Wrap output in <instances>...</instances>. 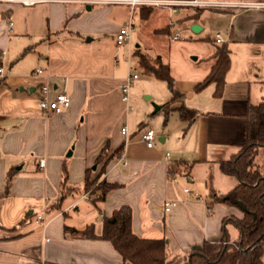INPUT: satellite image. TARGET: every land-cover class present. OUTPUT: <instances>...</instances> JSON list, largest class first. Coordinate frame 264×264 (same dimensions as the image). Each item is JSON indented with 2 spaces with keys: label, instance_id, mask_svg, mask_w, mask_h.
<instances>
[{
  "label": "crops",
  "instance_id": "crops-1",
  "mask_svg": "<svg viewBox=\"0 0 264 264\" xmlns=\"http://www.w3.org/2000/svg\"><path fill=\"white\" fill-rule=\"evenodd\" d=\"M99 5L112 4L0 2V264H123L111 242L65 231L94 225L100 233L102 220L123 206L132 209L133 232L165 239L175 264L205 242H220L226 234L232 243L240 239L232 219L243 218V209L215 203L210 210L206 199L238 185L221 163L244 146L247 108L264 97V10L181 11V26L192 30L198 24L200 32L193 33L214 44L210 64L202 76L175 80L189 114L160 113V121H154L160 134L149 148L141 132L151 128L145 118L153 107L137 103L136 112L122 100L123 47L116 38L123 25L113 19L114 7ZM125 8L135 15L137 9ZM220 45L230 49V68L218 97L215 84L202 91L197 86ZM43 85L50 87L51 99L66 93L70 105L59 114L42 111ZM155 101V110L168 102ZM104 150L113 157L104 164L103 179L119 186L96 205L83 192L84 180L87 170L92 176L102 168L97 159ZM178 161L192 165L170 178L169 165ZM256 164L264 175V148ZM10 170L14 176L4 195ZM168 201L176 206L166 212Z\"/></svg>",
  "mask_w": 264,
  "mask_h": 264
},
{
  "label": "trees",
  "instance_id": "trees-1",
  "mask_svg": "<svg viewBox=\"0 0 264 264\" xmlns=\"http://www.w3.org/2000/svg\"><path fill=\"white\" fill-rule=\"evenodd\" d=\"M146 19L151 13V8H141ZM135 57L143 71L150 76L167 82L171 99L160 109L166 117L172 111H179L182 117V108L172 107L175 100L182 101L183 95L175 88V80L171 76L170 66L161 58L151 59L143 52L137 50ZM214 61L207 77L197 86V91L204 90L211 84L216 85V96H221L225 77L230 68V49L227 45L216 46L212 56ZM264 148V97L256 105H250L246 112V130L244 146L233 155L229 161L221 163L222 171L227 175L235 176L238 185L227 195H218L212 192L206 199L208 209L215 203H224L233 206H246L243 209V218H233L240 231L238 242H230L227 234L220 242H205L199 249L190 252L183 264H262L264 253V175L257 169L256 156ZM121 151V149L119 150ZM110 155L104 150L97 159V164L103 162L102 168L96 178H92V170H87L84 180L83 192L89 193L97 205L103 202L106 195L119 185L109 183L105 179L98 180L105 172L104 164L110 160ZM185 161L172 162L168 168L170 178L179 173L180 167H191ZM14 171L10 170L4 195L9 194ZM65 186V185H64ZM73 190L72 187L65 191ZM68 193V192H67ZM66 233L74 237L101 239L112 243L114 248L123 258V264H175V260L168 257V246L165 239H148L138 237L132 229V209L123 206L115 210L110 217L102 220L100 233L96 232L94 225H89L83 230L65 228Z\"/></svg>",
  "mask_w": 264,
  "mask_h": 264
},
{
  "label": "rangeland",
  "instance_id": "rangeland-1",
  "mask_svg": "<svg viewBox=\"0 0 264 264\" xmlns=\"http://www.w3.org/2000/svg\"><path fill=\"white\" fill-rule=\"evenodd\" d=\"M96 7H114L113 19L119 25L124 26L130 21L133 23L130 40L123 47L119 56V71L125 79L133 74L139 76L131 85L129 102L131 106H134L136 112L139 110L138 105H141L142 108L145 105L153 107L152 111L148 113V117L145 118V122H148L151 128L156 129L154 121H158V119L160 121L162 116L160 110H155V105H158L155 99L166 102L171 98V94L167 82L156 79L143 71L137 62L135 52L139 50L151 59L161 58L164 63L170 66L171 76L174 80H185L192 75L202 76V73L206 72L210 64L207 61L209 62L210 52L214 44L211 41L200 39L192 30H186L185 27L181 26V22H178L182 14L181 11L191 8L174 7L176 8L175 11L155 8L145 19L139 14L138 9L135 15L131 16V13L125 8L126 6L122 5H99ZM171 22L174 23L173 26L170 25ZM170 30H172V36L177 32L180 33L181 39L171 40ZM194 58L197 59L194 60ZM147 97L153 99L149 100ZM172 107H183L182 113L186 116L189 114L180 100H175ZM174 117L176 119L177 116ZM159 134L156 129V135L159 136ZM96 171L99 173V168ZM94 175L96 174L91 177L96 178L97 175ZM103 180V176H101L98 183Z\"/></svg>",
  "mask_w": 264,
  "mask_h": 264
},
{
  "label": "built area",
  "instance_id": "built-area-1",
  "mask_svg": "<svg viewBox=\"0 0 264 264\" xmlns=\"http://www.w3.org/2000/svg\"><path fill=\"white\" fill-rule=\"evenodd\" d=\"M0 2L8 3H19L24 6H34L40 3L46 2H78L83 4H116L129 7L132 11L141 8H160L175 11L174 7H187L194 9H256L264 10V1H248V0H0ZM171 26L174 25L173 22L170 23ZM133 23L130 21L128 24L121 27L117 34L116 43L119 48L124 47L130 40L131 33L133 30ZM172 40L181 39L180 33H175ZM216 43H222V38L220 34L216 35ZM42 73V70H37V74ZM4 70L0 67V75L3 76ZM137 74L130 75L121 85L122 100L129 103V93L132 83L138 79ZM70 105V98L66 93H60L55 98H50V87L48 85H43L40 89V97L38 99L39 108L47 113H61L64 108ZM122 134H127V128L123 127L121 130ZM142 140L146 143L147 147L152 148L154 146V141L157 137L155 131L151 128H146L141 132ZM167 160H169V154H167ZM40 167L44 166V160L40 161ZM187 194H192L189 189H185ZM196 197L199 195L194 194ZM83 199H89L88 195H84ZM176 206V202L168 201L164 205V210L169 212L173 207ZM39 220H43L39 217Z\"/></svg>",
  "mask_w": 264,
  "mask_h": 264
},
{
  "label": "water",
  "instance_id": "water-1",
  "mask_svg": "<svg viewBox=\"0 0 264 264\" xmlns=\"http://www.w3.org/2000/svg\"><path fill=\"white\" fill-rule=\"evenodd\" d=\"M200 30H201V27L198 24H195V25L192 26V31L193 32L198 33V32H200ZM194 60H196V58H194ZM160 109H161V107H159V106L156 107V110L157 111H159ZM95 168H96V166L94 167V169ZM237 204L240 205V207L242 209H246V206L243 203H241V202L238 201Z\"/></svg>",
  "mask_w": 264,
  "mask_h": 264
}]
</instances>
